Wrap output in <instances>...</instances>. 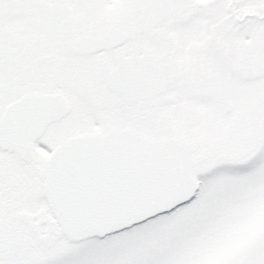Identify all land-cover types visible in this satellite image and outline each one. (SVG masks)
Returning <instances> with one entry per match:
<instances>
[{"label": "snow or ice", "instance_id": "snow-or-ice-1", "mask_svg": "<svg viewBox=\"0 0 264 264\" xmlns=\"http://www.w3.org/2000/svg\"><path fill=\"white\" fill-rule=\"evenodd\" d=\"M0 264H264V0H0Z\"/></svg>", "mask_w": 264, "mask_h": 264}]
</instances>
